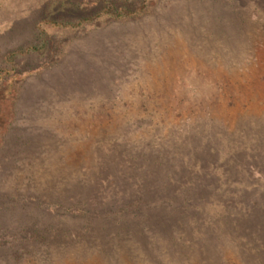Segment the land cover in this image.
<instances>
[{
	"label": "rangeland",
	"instance_id": "rangeland-1",
	"mask_svg": "<svg viewBox=\"0 0 264 264\" xmlns=\"http://www.w3.org/2000/svg\"><path fill=\"white\" fill-rule=\"evenodd\" d=\"M0 264H264V0H0Z\"/></svg>",
	"mask_w": 264,
	"mask_h": 264
},
{
	"label": "trees",
	"instance_id": "trees-1",
	"mask_svg": "<svg viewBox=\"0 0 264 264\" xmlns=\"http://www.w3.org/2000/svg\"><path fill=\"white\" fill-rule=\"evenodd\" d=\"M144 8L141 6V8H138L136 10V9H131V8L120 7V8L115 10V13L113 15L117 16L119 18L130 17V16H134L136 14L137 15L141 14L143 12Z\"/></svg>",
	"mask_w": 264,
	"mask_h": 264
}]
</instances>
